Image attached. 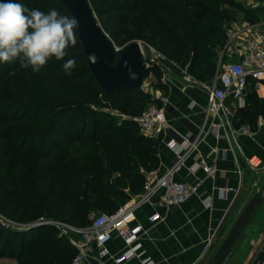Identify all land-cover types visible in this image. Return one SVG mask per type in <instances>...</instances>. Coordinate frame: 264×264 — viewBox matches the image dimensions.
I'll return each mask as SVG.
<instances>
[{"label": "trees", "instance_id": "trees-1", "mask_svg": "<svg viewBox=\"0 0 264 264\" xmlns=\"http://www.w3.org/2000/svg\"><path fill=\"white\" fill-rule=\"evenodd\" d=\"M235 1L89 0L114 45L122 44V28L137 17L150 46L204 81L215 73V49L225 43L224 23L232 21L224 8ZM21 2L70 15L57 0ZM224 17L229 20L220 21ZM68 57L76 59L71 72L61 68ZM149 72L159 80L155 66ZM149 105L160 107L161 101L141 85L104 91L77 35L65 57L50 58L38 72L21 67L19 59L0 62V162L12 153L33 161L29 184L17 174L0 187V215L9 222L0 223V258L69 264L76 249L51 222L84 228L92 215L113 213L142 192L145 174L159 158L156 142L139 132L133 118ZM257 114L264 117V98L251 82L236 118L250 121Z\"/></svg>", "mask_w": 264, "mask_h": 264}, {"label": "crops", "instance_id": "crops-1", "mask_svg": "<svg viewBox=\"0 0 264 264\" xmlns=\"http://www.w3.org/2000/svg\"><path fill=\"white\" fill-rule=\"evenodd\" d=\"M245 33L264 42V21L253 25L230 22L225 31V43L215 49L216 62L221 53L225 63L238 60ZM170 62L163 74L162 89L152 93L161 101L168 129L157 137L159 164L147 173L160 176L171 166L174 154L166 143L174 134L196 135L202 129L197 147L186 155L183 165L174 174L177 181L197 182L198 193L179 206L161 208L155 206L158 196H154L135 210L122 234L112 231L110 240L103 246L92 242L84 264H115V257L128 248L125 239L136 226H140L141 231L132 245L138 243L143 257H149L153 264H205L248 200L264 186V117L257 114L250 121L236 118L245 107L237 108L232 98L227 97L222 108L209 115L205 126L201 127L206 113L203 90L206 81L186 82L183 79L186 67ZM254 90L259 99L264 98V83ZM194 164L213 165L215 170L192 172L189 168ZM136 198L137 195L128 201ZM155 210L160 217L150 223L147 218ZM231 251L233 255L227 264H259L264 257V201L252 213L242 237ZM122 264H141V261L133 258Z\"/></svg>", "mask_w": 264, "mask_h": 264}, {"label": "built area", "instance_id": "built-area-1", "mask_svg": "<svg viewBox=\"0 0 264 264\" xmlns=\"http://www.w3.org/2000/svg\"><path fill=\"white\" fill-rule=\"evenodd\" d=\"M241 45L239 59L225 63L222 61L221 53L216 62L214 75L203 83V90L206 92V113L201 127L205 126L209 115L216 114L222 108L227 97L232 98L237 108H244L246 106V88L249 83H253L254 89H258L264 83V42L251 38L245 33V36L241 38ZM147 48L148 56L146 57L140 46L142 59L148 65L162 70L164 61L167 59L154 47L148 45ZM149 78L156 79L152 73H150ZM160 78L164 82L163 76ZM183 79L188 83H195L194 78L186 70L183 71ZM133 120L139 132L154 140V142L157 141L159 134L166 132L168 129L165 111L156 105H149ZM202 132L203 130L200 129L196 135L192 133L174 134L166 143L174 154L171 166L160 176L146 173L142 192L137 195L136 199L126 202L115 212L110 214L101 213L94 216L91 223L84 228L51 222L58 229L64 230L65 233L69 228L79 234L78 238L68 237L70 243L76 249L69 264H84L92 242L103 246L110 240L112 231H118L119 234H122L124 227L133 219L135 210L140 205L149 202L154 196H158L155 206L161 208L179 206L191 196L196 195L199 187L197 182L184 183L177 181L174 174L183 165L186 155L197 147ZM189 169L192 172L201 169L204 173H212L215 167L213 165L194 164ZM159 217L160 214L155 210L148 216L147 220L153 223ZM140 231L141 227L136 226L130 236L125 239L129 246L115 257V264H122L133 258H138L141 264H153L149 257H143V252H140L138 243L132 245L136 240V234ZM259 264H264V257L259 261Z\"/></svg>", "mask_w": 264, "mask_h": 264}, {"label": "water", "instance_id": "water-1", "mask_svg": "<svg viewBox=\"0 0 264 264\" xmlns=\"http://www.w3.org/2000/svg\"><path fill=\"white\" fill-rule=\"evenodd\" d=\"M57 1L67 8L70 16L76 18L77 23L74 27L76 35L83 48L88 69L97 84L106 92L140 86L145 73L152 66L142 59L139 43L132 42L123 48L114 63V52L117 50L103 31L89 0ZM130 71L134 75H130ZM263 201L264 186L248 200L221 245L205 264L228 263L233 255L231 251L233 245L240 240L252 213Z\"/></svg>", "mask_w": 264, "mask_h": 264}, {"label": "clouds", "instance_id": "clouds-1", "mask_svg": "<svg viewBox=\"0 0 264 264\" xmlns=\"http://www.w3.org/2000/svg\"><path fill=\"white\" fill-rule=\"evenodd\" d=\"M76 23L74 16L56 8L43 11L28 8L21 0H0V62L19 59L21 67L40 71L50 58L66 56L76 41ZM75 65V57H68L61 68L71 72Z\"/></svg>", "mask_w": 264, "mask_h": 264}, {"label": "rangeland", "instance_id": "rangeland-1", "mask_svg": "<svg viewBox=\"0 0 264 264\" xmlns=\"http://www.w3.org/2000/svg\"><path fill=\"white\" fill-rule=\"evenodd\" d=\"M205 2L210 4L211 6H213L212 4H214L213 0H205ZM224 9L232 13L231 15L232 18H230V20L234 22L236 21V23L238 24H241L242 21L249 25H253L255 24L253 20H255L256 18H259L262 21H264V0H236L232 5L225 6ZM224 20H229V19H226V17L220 19V21H224ZM230 22L226 24L224 23V25L228 26ZM122 33H123L122 44L117 46L114 45L113 43L114 49H116L118 53L130 43L138 42L141 48L144 50V55L146 57L148 56V48H147V46L149 45L148 39L146 40L144 36L140 35L137 17H134L129 25L124 26L122 28ZM169 62L170 60L168 59L164 61V66L162 67V70H159L156 67V69L160 71L161 76H163V74L167 72V63ZM170 63L173 64L175 62L171 61ZM176 65H179V67L181 68L184 67L181 66L180 64H176ZM149 76H150V72L145 75L144 79L142 80L141 87L151 93L155 92V90H161L162 89V81L160 80L161 78H159V80L158 79L152 80L151 78H149ZM193 78L195 82L198 81L195 75H193ZM84 151L86 152L87 150ZM97 153L98 152L96 151L95 155H97ZM95 155L94 157H96ZM24 167L26 168L25 170ZM32 172H33V161L29 157H26L22 154L12 153L0 162V187L5 185L7 181L12 178L13 175H17V174H21V177L25 179L26 184H29L31 180ZM26 184L24 185L25 187ZM101 213H106V212H97V214H95L94 216ZM94 216L92 215V218ZM0 222H4L7 224L9 223L1 215H0ZM66 234L69 237H74V238L79 237L77 231L70 230L69 228L67 229ZM0 264H18V263L14 258H0Z\"/></svg>", "mask_w": 264, "mask_h": 264}]
</instances>
